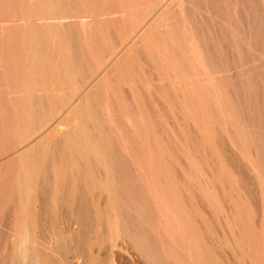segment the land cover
<instances>
[{
	"label": "rangeland",
	"instance_id": "374dc122",
	"mask_svg": "<svg viewBox=\"0 0 264 264\" xmlns=\"http://www.w3.org/2000/svg\"><path fill=\"white\" fill-rule=\"evenodd\" d=\"M168 202L187 264H264V0H0V264H70L80 205Z\"/></svg>",
	"mask_w": 264,
	"mask_h": 264
},
{
	"label": "bare ground",
	"instance_id": "6f19581e",
	"mask_svg": "<svg viewBox=\"0 0 264 264\" xmlns=\"http://www.w3.org/2000/svg\"><path fill=\"white\" fill-rule=\"evenodd\" d=\"M186 1V0H185ZM174 10V9H173ZM172 11V10H171ZM166 12V11H165ZM160 17V16H159ZM57 18V17H56ZM60 18H63V16H61ZM161 18V17H160ZM52 19V18H51ZM63 19H66V18H63ZM175 19V18H173ZM58 20V19H57ZM171 21V20H170ZM70 22V21H69ZM72 22V21H71ZM63 21L61 23V25H63ZM159 23V22H158ZM45 24V23H44ZM58 24V23H56ZM167 24V23H166ZM54 25V24H53ZM60 25V26H61ZM156 25V24H155ZM50 26V25H49ZM57 26V25H56ZM154 26V25H153ZM59 27V26H58ZM57 27V28H58ZM64 27V26H63ZM168 28V27H167ZM168 30V29H167ZM179 42V41H178ZM136 46V45H135ZM132 51V50H131ZM64 58V57H63ZM124 58V57H123ZM118 59V58H117ZM65 61V60H64ZM67 61V60H66ZM112 61V60H111ZM95 80V79H94ZM98 82V81H97ZM102 82V81H101ZM100 84V82H99ZM100 85H103L100 84ZM99 85V86H100ZM178 85V84H177ZM96 86V85H95ZM97 86V87H99ZM88 97V96H87ZM76 109V108H75ZM138 129V128H137ZM67 139V138H66ZM68 140V139H67ZM99 147V146H98ZM102 148V147H100ZM70 149V148H69ZM74 149V148H72ZM71 149V150H72ZM95 149V148H93ZM92 149V150H93ZM70 150V151H71ZM86 150V149H85ZM98 150V149H97ZM96 151V149H95ZM66 152H68L66 150ZM102 152V151H100ZM71 153V152H70ZM89 153V152H88ZM99 153V152H97ZM93 154V153H91ZM100 154V153H99ZM101 155V154H100ZM101 157V156H100ZM98 160V159H96ZM98 161H101L100 159ZM104 162V161H103ZM108 163V162H107ZM104 166V165H103ZM102 166V167H103ZM106 167V166H105ZM109 167V166H108ZM33 170V169H32ZM54 170V169H53ZM32 172V171H31ZM54 172V171H53ZM32 183V182H31ZM28 185V184H27ZM105 190V189H104ZM108 190V189H107ZM96 191V190H95ZM101 191V190H99ZM98 191V192H99ZM111 191V190H110ZM109 191V192H110ZM109 192H105V193H109ZM114 192V190H113ZM118 192H121V191H118ZM149 192V191H148ZM57 193V192H56ZM93 193V192H92ZM90 192V195L92 194ZM96 193V192H95ZM112 193V192H110ZM109 193V195H110ZM170 193V192H169ZM89 194V193H88ZM98 194V193H96ZM101 194V193H100ZM113 194V193H112ZM123 193H119V195H122ZM148 194V193H147ZM153 194V193H152ZM31 195V194H29ZM61 195V193H60ZM75 196V194H73ZM72 195V196H73ZM82 195V194H81ZM87 194L84 193V196ZM109 195H108V198L106 197V200L109 199ZM115 196V193L113 194ZM113 195H110L112 196L113 200L116 198L114 197ZM128 195V194H127ZM134 195V194H132ZM159 195V194H158ZM83 196V195H82ZM83 196V199L85 198V203L88 202L89 199L91 198H86ZM95 196V194H94ZM100 196V195H99ZM156 196L155 198L153 199H158L157 197V194L154 195ZM173 196V195H172ZM29 197V196H28ZM58 197V196H57ZM76 197V196H75ZM123 197V196H122ZM128 197V196H127ZM142 197V196H141ZM54 198V197H53ZM95 198V197H94ZM97 198V196H96ZM111 198V199H112ZM81 198H79L80 200ZM98 199V198H97ZM159 199L162 202V198H160V195H159ZM167 199V198H166ZM95 201V199H93ZM91 201L92 203L94 201ZM99 200V199H98ZM113 200H110V201H113ZM117 200V199H116ZM149 200V199H148ZM81 201H84V200H81ZM90 201V200H89ZM100 201V200H99ZM109 201V200H108ZM133 201V200H132ZM152 202V205H153V201L150 200ZM149 201V202H150ZM158 202H160L159 200H157ZM110 203V202H109ZM155 203V202H154ZM169 203V202H168ZM97 204V203H95ZM113 204V203H112ZM80 205V204H79ZM87 205V204H86ZM89 205H93V204H89ZM88 205V206H89ZM103 205V204H101ZM115 206L111 207V208H108V209H105L103 206V210L100 209V207L96 209L95 213L94 212H91L93 210H90V207L88 206H85V205H80L78 206V208H76V212H73L72 214V217L73 220L71 222H68V227L69 230L68 232H65L66 236L70 237V235H75V238H77V241L78 242H81V244H78L75 246V248L73 249V246L72 248L69 249V251L71 249H73L72 251H70L72 254L69 255L70 257H72L70 259V261L72 260V262L70 264H103V263H98L99 261L96 259L95 257V251H94V248H86V246L84 245L85 244V241L88 239V237L90 238V236H92L93 234H98L99 232H101L102 234H106V236L108 237L109 239V242L111 244V246L115 249H119V254H115L116 252H114V249H112V259H109L111 260V262L109 264H184L187 262H184L183 261V258L182 256L185 254H183L182 256H180L182 253H180L179 250H181L182 248H185V245L184 247H182V243L185 244L183 241H184V238L187 239V241L189 242L190 244V247L193 248L194 250L196 249L197 250V246L194 242V240L192 239V233L187 234V231L185 230V227H190L191 225H195V224H192L193 222H191V218L189 220L190 224L191 225H188L189 223L186 222L187 220L185 218H182V216H180L181 214V210L176 208L175 205H171L170 206V203L169 205H164V204H156L154 209H153V214L149 213L148 215H154L156 221H150V220H143L140 215L142 213L143 210H147L145 209L144 207H140V208H134L135 206L137 207L138 205L140 206V204H134L133 203V206L132 207L131 205H124V204H114ZM150 205V206H152ZM31 206V205H30ZM138 206V207H139ZM174 206V207H173ZM24 207V206H23ZM75 208V207H74ZM34 210V209H33ZM183 210V209H182ZM185 210V209H184ZM29 212V211H28ZM31 212V211H30ZM25 213H26V210H25ZM186 213V212H185ZM188 213V211H187ZM93 214V216H92ZM184 214V213H183ZM190 215V214H189ZM186 216V215H185ZM25 217V215H24ZM26 217H27V214H26ZM93 217H98V218H102V219H106L105 221L104 220H100V221H97V224H101L103 221L105 222V226L106 228H104L103 225H100L102 228L104 229H101V227L99 226V230L98 231H94V229L92 228L93 225L95 224L93 221H92V218ZM133 218H137L136 220H134ZM127 219V220H126ZM23 220V219H22ZM30 220V219H29ZM94 220V219H93ZM186 220V221H185ZM185 221V222H184ZM30 222V221H29ZM26 223V222H25ZM188 223V224H187ZM195 223H197L195 221ZM30 224V223H29ZM66 224V225H67ZM198 224V223H197ZM197 224L195 226H197ZM65 225V226H66ZM127 225H130V228H128ZM188 225V226H187ZM31 226V224L29 225ZM62 226H63V223H62ZM192 226H191V230L192 229ZM193 226V227H195ZM97 227V226H96ZM59 229H60V226H59ZM64 230L65 227L63 228ZM189 229V230H190ZM93 230V231H92ZM97 230V229H96ZM190 230V231H191ZM166 235L164 239H161V237L159 236V233L162 232ZM59 232H61L59 230ZM58 232V233H59ZM146 232H151V234H154L155 235V239L153 238V240H150L146 235L147 233ZM60 234V233H59ZM151 234L149 235L150 238H151ZM196 234V233H195ZM201 234V233H200ZM188 235V236H187ZM198 235V234H196ZM63 236V235H62ZM61 236V237H62ZM105 236V235H104ZM102 237L105 239V237ZM162 236V234H161ZM14 237V236H13ZM63 238V237H62ZM101 238V239H102ZM194 238V237H193ZM91 239H93L91 237ZM91 239H89V241H91ZM98 240L96 242H98L100 239L97 238ZM21 240H23L21 238ZM63 240H67V238H63ZM209 240V239H207ZM27 241V240H26ZM31 241V240H30ZM69 241V240H68ZM88 241V240H87ZM93 241V240H92ZM105 241V240H104ZM103 241V244H105ZM205 241V240H204ZM32 242V241H31ZM71 242V240L69 241ZM25 243V242H24ZM91 243V242H90ZM92 243H95V242H92ZM99 243V242H98ZM97 243V244H98ZM17 244V243H16ZM26 244V243H25ZM107 244V243H106ZM229 244V243H228ZM21 245V244H20ZM23 245V244H22ZM21 245V246H22ZM88 245V247H90V245L92 244H86ZM188 245V243L186 244ZM211 245V244H210ZM208 245V246H210ZM19 246V245H18ZM26 246V245H25ZM205 246L204 244L202 245V247ZM102 247V246H101ZM189 247V246H188ZM201 247V248H202ZM21 248V247H20ZM26 247H24L25 249ZM96 248H99V247H96ZM106 248H109L107 245H106ZM205 248V247H203ZM89 249V250H88ZM132 249V250H131ZM188 249V248H186ZM206 250H208L207 248H205ZM204 249V250H205ZM102 250H106L105 248H103ZM110 250V249H109ZM130 250L134 252H137L135 255H137V258L133 257V254L134 252L130 253ZM183 250V251H182ZM181 251L184 252L186 251L185 249H182ZM22 251V250H21ZM202 251V250H201ZM200 251V252H201ZM20 252V251H19ZM98 252V251H97ZM209 252V250L207 251ZM212 253V251H210ZM27 253V252H26ZM107 253V252H106ZM105 253V255H106ZM178 253V254H177ZM180 253V254H179ZM186 253V252H184ZM108 254V253H107ZM202 254V253H201ZM208 254V253H207ZM207 254H204L207 256ZM22 255H25V254H22ZM27 255V254H26ZM68 255V254H67ZM97 255V254H96ZM98 255H101L100 254V251L98 252ZM134 255V256H135ZM203 255V254H202ZM203 255V256H204ZM210 255V254H209ZM212 256L214 255L213 253L211 254ZM104 256V255H103ZM194 256V263L196 264L197 263V260H198V255H197V251H196V255L193 254ZM201 256V257H203ZM68 257V256H67ZM205 257V256H204ZM190 258V257H189ZM211 258V257H208V259ZM68 259V258H67ZM214 259V258H213ZM69 260V259H68ZM215 260V259H214ZM213 260V261H214ZM68 261V262H70ZM98 261V262H96ZM104 261V260H103ZM205 264V260L203 258L202 260ZM207 261V260H206ZM101 262V260H100ZM209 262V261H207ZM107 263V262H105ZM193 263V264H194Z\"/></svg>",
	"mask_w": 264,
	"mask_h": 264
}]
</instances>
